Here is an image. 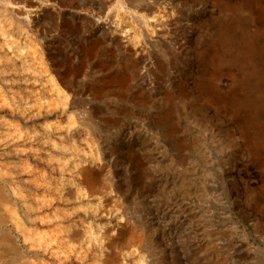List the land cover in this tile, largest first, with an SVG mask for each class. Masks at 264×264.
I'll list each match as a JSON object with an SVG mask.
<instances>
[{
    "label": "rangeland",
    "instance_id": "rangeland-1",
    "mask_svg": "<svg viewBox=\"0 0 264 264\" xmlns=\"http://www.w3.org/2000/svg\"><path fill=\"white\" fill-rule=\"evenodd\" d=\"M0 62V264H264V0H0Z\"/></svg>",
    "mask_w": 264,
    "mask_h": 264
},
{
    "label": "bare ground",
    "instance_id": "bare-ground-1",
    "mask_svg": "<svg viewBox=\"0 0 264 264\" xmlns=\"http://www.w3.org/2000/svg\"><path fill=\"white\" fill-rule=\"evenodd\" d=\"M98 28H104V26L98 25ZM7 61V60H6ZM1 63V62H0ZM2 73V72H0ZM4 74V73H3ZM17 166V165H16ZM86 170V169H85ZM1 171V170H0ZM17 171V170H16ZM14 175V174H13ZM1 177V176H0ZM15 180H13V183L18 180L19 176L18 173H15ZM3 178V177H2ZM17 178V179H16ZM86 182H88L89 184L92 185L91 180L88 178H85ZM2 180V179H1ZM1 182V181H0ZM2 183V182H1ZM15 185V184H14ZM90 185V186H91ZM12 188V187H11ZM13 194H10L6 191V189L2 186H0V231L3 232V234H7V231L4 229L6 228L8 225H19V217H18V209L17 206L19 204L18 200L19 198H17L18 196V192H17V188H13L12 189ZM11 191V192H12ZM26 198V197H25ZM25 206V205H24ZM25 209V208H24ZM27 210V209H25ZM28 211V210H27ZM28 217V215H27ZM21 223V222H20ZM22 226V224H20ZM24 225V224H23ZM19 227V226H18ZM23 228V227H22ZM20 228V229H22ZM17 229V228H16ZM19 230V229H18ZM24 231V230H23ZM26 231V230H25ZM74 231V230H73ZM22 232V231H21ZM1 234V233H0ZM72 235V234H71ZM77 237V236H76ZM0 240H1V236H0ZM133 240H141V238H130L128 239V242L133 241ZM129 244V243H128ZM134 244V243H133ZM130 245V244H129ZM133 246V245H132ZM136 246V245H135ZM140 247V246H138ZM144 247V246H143ZM129 248V247H128ZM133 248V247H131ZM131 248H129L131 250ZM136 248V247H135ZM141 248V247H140ZM137 250V248H136ZM132 251V250H131ZM136 252V251H135Z\"/></svg>",
    "mask_w": 264,
    "mask_h": 264
}]
</instances>
